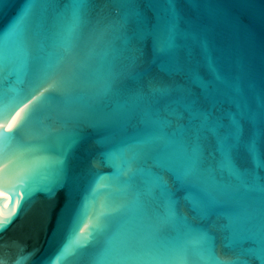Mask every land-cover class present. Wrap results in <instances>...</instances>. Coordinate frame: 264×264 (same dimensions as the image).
<instances>
[{"label": "water", "instance_id": "1", "mask_svg": "<svg viewBox=\"0 0 264 264\" xmlns=\"http://www.w3.org/2000/svg\"><path fill=\"white\" fill-rule=\"evenodd\" d=\"M25 2L0 4V220L13 214L0 261L113 264L148 251L152 264H211V248L260 264L248 251L258 248L256 221L237 217L264 211V0H42L23 36L7 37ZM169 29L175 47L158 53L154 41ZM154 136L173 141L177 165L199 155L202 186L225 191L210 209L223 230L192 211L199 189L181 188L161 173L159 151L140 147ZM225 137L238 175L222 167ZM129 149L141 170L132 177L116 166ZM150 173L172 191L149 189ZM49 188L56 211L45 216ZM170 197L192 231L157 227ZM208 228L204 244L197 230ZM125 230L134 239L109 249L106 240Z\"/></svg>", "mask_w": 264, "mask_h": 264}, {"label": "snow or ice", "instance_id": "2", "mask_svg": "<svg viewBox=\"0 0 264 264\" xmlns=\"http://www.w3.org/2000/svg\"><path fill=\"white\" fill-rule=\"evenodd\" d=\"M4 0H0V4H2ZM42 2V0H26L23 9L20 12L19 17L17 18L16 22L12 25V27L9 29V32L5 34L7 37L12 36H23V26L25 22L32 16L34 10L37 8V6ZM171 3L172 0H169ZM79 21L78 13H74L73 16V28L72 31L75 30V26ZM175 47L174 44V33L171 29H169L168 34L165 36H162L159 40L154 41V50L158 53H168L171 52ZM4 48H3V41L2 38H0V63H2L4 59ZM67 83H71V78H67ZM51 87V86H50ZM61 94H66L68 89L67 88H58L56 89ZM47 91V89L45 90ZM238 129V126H237ZM6 133L0 132V136H5ZM237 139L239 138L237 134ZM229 139L231 137H225L220 143H221V149L224 152V160L222 162V167L228 168L233 171V174L238 175L239 171L235 168V165L233 163V157H232V148L233 146L228 143ZM154 146L159 151V156L157 158V166L161 169V173L167 172L169 173L175 183L179 185L181 188L190 190V189H199L201 192V195L198 199H192L191 200V206L192 211L195 213H198L202 217L206 218L211 222V227L217 228L218 230H223L226 226L219 224L216 221L212 220V217L214 215L213 212L210 211V209L220 203V197H222L225 194V191L220 188H208L203 187V178H202V169H201V160L198 154L193 153L192 155H186L185 160L183 163L177 165V153L173 149V141L168 140L164 137L160 136H154L149 137L146 140L142 141L140 143V147H151ZM250 152H252L254 158L256 153L255 145H251L249 148ZM129 151H132V157L130 159L118 162L116 164L119 172L121 175L132 177L137 174V172L141 171L140 169H137L134 167V162L136 159L137 153L133 151L132 149H129ZM210 160L215 161V152L210 153ZM258 166H264V161H258ZM62 171V170H61ZM161 173L156 174H149L151 179L148 182V187L151 189V187L157 186V187H163L165 190L171 192V188L169 187L168 180L165 178V176ZM60 172L58 171L57 175H59ZM50 196L52 197V203L50 204L49 208L45 212V216L53 213L56 211V205H55V192L52 188L48 189ZM262 192H264V188L261 189ZM188 199V197H186ZM179 202L175 198L170 197L168 201V205L166 208L165 213L160 216H157V227H163L168 225H176V224H183L185 228H187L189 231H192L191 226L188 223V217L182 215L179 212ZM113 212H119L120 208L117 207L115 209H112ZM102 216L105 215L104 213L101 214ZM13 218V214L9 213L6 219L0 220V233H2L7 225L11 222ZM237 220H242L245 223L255 220L256 221V242L258 244L257 249H249L248 251L254 252L256 254V259L259 260L260 264H264V211H261L258 217L252 213L247 212L246 210L243 212V215L240 217H237ZM96 230L104 234L108 230V224L99 221L97 225L95 226ZM211 229H198L199 232V238L200 241L204 244H209L210 237L208 235L209 231ZM127 230L124 232H121L120 234L114 235L106 240V244L109 246V249L114 243H120L125 246H127L132 239H134V236H130L126 234ZM235 238V233H234ZM229 247V246H225ZM209 255L208 259L211 261V264H242L241 261H239V257L234 256H218L211 252V248L208 249ZM24 258L21 257L17 260L16 264H21V261ZM105 257H101V262ZM156 260V257L152 256L150 252L148 251H142L139 253H129L127 255H122L119 257L118 262L113 261V264H152L153 261ZM0 264H3L2 261H0Z\"/></svg>", "mask_w": 264, "mask_h": 264}]
</instances>
